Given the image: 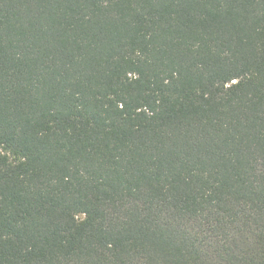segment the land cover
<instances>
[{
    "label": "trees",
    "instance_id": "16d2710c",
    "mask_svg": "<svg viewBox=\"0 0 264 264\" xmlns=\"http://www.w3.org/2000/svg\"><path fill=\"white\" fill-rule=\"evenodd\" d=\"M0 264H264V0H0Z\"/></svg>",
    "mask_w": 264,
    "mask_h": 264
}]
</instances>
